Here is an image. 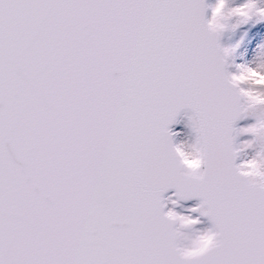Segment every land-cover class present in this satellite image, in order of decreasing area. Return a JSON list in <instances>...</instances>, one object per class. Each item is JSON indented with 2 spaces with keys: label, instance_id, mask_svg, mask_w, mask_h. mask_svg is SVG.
Returning a JSON list of instances; mask_svg holds the SVG:
<instances>
[{
  "label": "snow or ice",
  "instance_id": "6c2138e0",
  "mask_svg": "<svg viewBox=\"0 0 264 264\" xmlns=\"http://www.w3.org/2000/svg\"><path fill=\"white\" fill-rule=\"evenodd\" d=\"M216 12L0 0V264H264V104L230 86ZM183 109L195 169L174 151ZM254 144L255 175L236 162ZM192 198L195 217L167 207Z\"/></svg>",
  "mask_w": 264,
  "mask_h": 264
},
{
  "label": "rangeland",
  "instance_id": "374dc122",
  "mask_svg": "<svg viewBox=\"0 0 264 264\" xmlns=\"http://www.w3.org/2000/svg\"><path fill=\"white\" fill-rule=\"evenodd\" d=\"M244 0H227L228 6H238L243 3ZM261 6H264V0H258ZM216 0H208V5H214ZM211 9L209 8L208 17H210ZM225 27L221 30V46L222 47H233L232 56L229 57V70L232 74L237 73L239 68H234L233 65H249L257 66L264 70V18H259L257 15H253L247 20L242 17H229L225 22ZM235 25V27H233ZM233 80V79H232ZM237 83V82H236ZM241 89H246L249 85L246 83H237ZM243 93V92H242ZM244 95V93H243ZM245 100L249 103L247 97L244 95ZM250 104V103H249ZM252 105V104H250ZM255 122V117L252 114L245 115L240 122H238L236 128L246 127L251 123ZM188 125V114L182 115L179 122L174 126L173 136L176 146H179L185 152L196 155V148L193 144L194 133L187 126ZM252 139L251 134L239 133L235 134V143L239 145L245 140ZM257 151V145H253L238 154L237 162L241 164L242 161L251 159ZM172 194H168L171 196ZM175 199V197H173ZM196 201H190L188 203L178 202L176 205H172L168 202V207L174 208L175 211L197 216L198 213L191 212L190 209L197 204ZM200 223L194 225L196 229L203 230L208 226V222L200 217ZM195 240L193 243L195 244Z\"/></svg>",
  "mask_w": 264,
  "mask_h": 264
},
{
  "label": "clouds",
  "instance_id": "9594fccd",
  "mask_svg": "<svg viewBox=\"0 0 264 264\" xmlns=\"http://www.w3.org/2000/svg\"><path fill=\"white\" fill-rule=\"evenodd\" d=\"M258 0H244L238 6H228L227 0H216L217 12L212 20L214 27L225 25L224 22L229 17L249 18L253 15H258L264 12V9L257 8ZM239 71L232 74L233 81L237 83H246L249 86L246 89H241L248 101L252 105L264 104V70L257 66L241 65ZM259 130L264 131V124L259 126ZM177 155L181 158V162L188 168L199 167V157L192 153L185 152L179 146L175 147ZM242 171L249 174H259L260 169L258 162L253 159H248L241 162ZM207 246V241L198 240L195 242V247L190 251H196L201 247Z\"/></svg>",
  "mask_w": 264,
  "mask_h": 264
},
{
  "label": "water",
  "instance_id": "95a60500",
  "mask_svg": "<svg viewBox=\"0 0 264 264\" xmlns=\"http://www.w3.org/2000/svg\"><path fill=\"white\" fill-rule=\"evenodd\" d=\"M205 3L207 4V0H205ZM205 15H206V18H208V9H206V11H205ZM220 40H221V31H220V33H219V36H218V41H219V44L221 45V42H220ZM229 84H230V86L231 87H233V89L234 90H236L240 95H242V93L239 91V89H238V86H237V84L236 83H234L232 80H230L229 79ZM243 96V95H242ZM184 113H189L190 114V110H188V109H183V110H181V112L178 114V116H177V121L179 120V118H180V116L182 115V114H184ZM240 119H238L236 122H235V125H236V123L239 121ZM177 122H175V123H173V124H171L170 125V128H171V131H172V126L174 125V124H176ZM234 125V126H235ZM235 135V134H234ZM173 146H174V143H173ZM174 151H175V146H174ZM176 152V151H175ZM177 154V153H176ZM178 156V155H177ZM236 162H237V159H236ZM174 192V189H169L164 195L166 196L169 192ZM191 200H197L196 198H192V199H189V200H180V201H182V202H188V201H191ZM204 218V217H203ZM204 219H206V218H204Z\"/></svg>",
  "mask_w": 264,
  "mask_h": 264
}]
</instances>
